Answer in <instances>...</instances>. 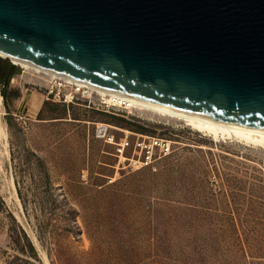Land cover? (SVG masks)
Masks as SVG:
<instances>
[{"label":"rangeland","instance_id":"374dc122","mask_svg":"<svg viewBox=\"0 0 264 264\" xmlns=\"http://www.w3.org/2000/svg\"><path fill=\"white\" fill-rule=\"evenodd\" d=\"M4 62L17 73L8 108L3 101L10 156L0 159V264L26 256L19 226L46 256L35 244L36 264H155L159 237L176 250L187 243L192 264H264V148L148 110L105 107L95 91ZM99 122L117 139L122 130L169 137L176 150L155 171L117 172L114 145L95 134Z\"/></svg>","mask_w":264,"mask_h":264},{"label":"water","instance_id":"95a60500","mask_svg":"<svg viewBox=\"0 0 264 264\" xmlns=\"http://www.w3.org/2000/svg\"><path fill=\"white\" fill-rule=\"evenodd\" d=\"M0 52L264 129V0H0Z\"/></svg>","mask_w":264,"mask_h":264},{"label":"bare ground","instance_id":"6f19581e","mask_svg":"<svg viewBox=\"0 0 264 264\" xmlns=\"http://www.w3.org/2000/svg\"><path fill=\"white\" fill-rule=\"evenodd\" d=\"M0 56L4 59L9 58L12 63L16 65H20L25 68H31L39 73H47L51 75V81L54 82L56 80L58 85H61L64 81L68 84L74 83L75 85H78L79 88H88L89 93L92 94V92H97L100 94L103 99L112 105H118L123 106L125 108H138L140 110H148L150 112H154L163 116H169L181 119L186 122V124L193 129L200 131L202 133H205L213 138H229V139H236L239 142H244L246 144L261 147L264 148V129L253 127L249 125H244L236 122H231L223 119H218L214 117H209L201 114H196L164 105H159L143 100H139L133 97H129L117 92H113L101 87H97L94 85H91L89 83L83 82L81 80L75 79L73 77H70L68 75L62 74L60 72H57L55 70L22 60L20 58H17L12 55H7L3 52H0ZM73 93L69 94V97L72 96ZM3 101L4 97L2 94H0V159L3 155L10 156V150H9V143H8V131L7 128L2 120V114H3ZM112 127V126H111ZM113 128V127H112ZM127 131L129 130H122ZM1 161V160H0ZM0 168H1V162H0ZM13 177V176H12ZM11 186L13 189V195L17 201V203L21 204V199L18 194L17 186L15 185L12 178H10ZM16 216L18 217L19 221H22V216L20 212H15ZM29 231L33 241L39 248L42 256L46 259V256L42 249L40 248L39 242L32 232L30 228H27ZM47 264H50L47 261Z\"/></svg>","mask_w":264,"mask_h":264},{"label":"built area","instance_id":"2783aa9c","mask_svg":"<svg viewBox=\"0 0 264 264\" xmlns=\"http://www.w3.org/2000/svg\"><path fill=\"white\" fill-rule=\"evenodd\" d=\"M78 92H89L88 88H79L78 85L70 83ZM53 91V89H52ZM51 91V92H52ZM93 93V92H92ZM67 95L65 100L67 101ZM102 104L105 107L115 106L102 98ZM120 139L112 132L109 123L99 122L96 126L95 134L97 137L104 139L105 142L114 145V155L117 158L114 167L116 171L125 170L126 172H135L142 169L157 170L159 163L166 157L173 154L176 150L175 140L161 135L137 133L127 131Z\"/></svg>","mask_w":264,"mask_h":264},{"label":"trees","instance_id":"16d2710c","mask_svg":"<svg viewBox=\"0 0 264 264\" xmlns=\"http://www.w3.org/2000/svg\"><path fill=\"white\" fill-rule=\"evenodd\" d=\"M16 73L17 70L14 69L10 63L4 62L0 65V80L3 86L1 94L4 97V103L7 108H8L7 99L10 94L7 91L9 89L11 79ZM13 94L17 97L19 96L18 92ZM7 123H10V117H7ZM12 159L15 160V153H13ZM30 164H32V161L29 158V165ZM16 185L20 199H22L25 202L20 187V183L18 180ZM17 234L18 237L15 240L18 244H22L21 250L23 251V253H25L26 256L22 257L19 255H14L13 258L7 261L6 264H21V262L26 264H36L37 261H40V258L34 242L28 236L25 229L22 228L21 226H19V231ZM171 245H173L172 238H168V237L157 238V249L154 252V254L151 255V259L155 264H192V261L194 260L193 259L194 256L191 254V251L188 250L187 243L185 242L181 243L179 246V250L172 249ZM200 260L201 258L199 259V262Z\"/></svg>","mask_w":264,"mask_h":264}]
</instances>
